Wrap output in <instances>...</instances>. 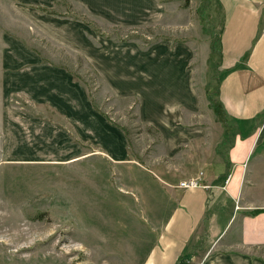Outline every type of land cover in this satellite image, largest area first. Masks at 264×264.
Masks as SVG:
<instances>
[{
    "label": "crops",
    "instance_id": "obj_1",
    "mask_svg": "<svg viewBox=\"0 0 264 264\" xmlns=\"http://www.w3.org/2000/svg\"><path fill=\"white\" fill-rule=\"evenodd\" d=\"M14 1L32 13L33 25L49 39L88 60L113 94L135 99L139 123L158 135L165 158L179 163L159 175L145 167L124 136L105 132V120L91 111L90 95L76 73L40 52L21 51L24 61L5 71L2 81L6 98L20 94L32 109L15 112L4 102L0 164L48 148L62 150L52 156L86 155L93 133L98 146L106 145L112 161L127 170L123 194L141 204L147 222L141 264H192L191 243L211 233L217 237L196 264H264V212L244 214L264 209V0H212L208 16L214 19L211 28L218 29L219 55L210 57L211 48L206 53L216 81H206V100L197 86L201 75L194 46L163 38L142 48L93 30L147 25L150 0H65L69 13L83 17L59 15V0ZM209 34L210 47L216 33ZM49 113L53 120L44 117ZM225 136L234 143L219 153ZM182 157H191L183 169ZM139 162L145 171L130 166ZM180 171L204 172L207 187L180 188V177L168 175Z\"/></svg>",
    "mask_w": 264,
    "mask_h": 264
},
{
    "label": "rangeland",
    "instance_id": "obj_2",
    "mask_svg": "<svg viewBox=\"0 0 264 264\" xmlns=\"http://www.w3.org/2000/svg\"><path fill=\"white\" fill-rule=\"evenodd\" d=\"M150 2L151 6L147 8L152 15H147L148 24L145 26L112 27L104 31L102 27L93 26V30L113 40L135 41L142 48L163 38L194 46L201 75L197 86L201 99L206 100V81L210 78L211 83L216 84L214 76L210 75V61L206 63L205 60L211 48L212 34L209 32L218 37V29L211 28L214 19L208 16L212 12L208 10L212 0ZM158 3L162 5L160 21H156L159 13L154 16ZM67 5L65 0L55 4L59 15L69 13ZM22 8L14 0H0V123L4 102L11 104L15 112L27 113L24 110L32 109L27 98L20 94L8 93L10 95L6 98L2 74L21 65L24 61L21 51L31 55L40 52L44 59L76 73L90 95L91 111L105 120L102 121L105 132L124 136L133 155L138 156L145 167L158 175L163 174V169L176 167L179 162L163 155L158 135L139 123L135 99L118 98L113 94L100 81L88 60L75 50L49 39L33 25L32 13L22 11ZM38 9L42 11L41 7ZM70 12L68 16L83 17L75 10ZM211 71L215 73L212 66ZM122 87L126 88V85ZM207 110L211 109L203 108V112ZM44 117L55 118L50 113ZM92 135L89 133L86 155L52 156L62 150L48 148L17 157L16 162L0 164V264L142 263L147 222L142 216L141 204L135 202V198L133 202L128 200L123 194L120 185L128 179L127 170L123 165L115 164L105 152L106 145L99 147ZM102 143L106 144V138ZM190 159L182 157V169L190 165L184 162ZM142 163L130 166L145 171ZM192 173L189 176L188 171H180L168 172V175L180 177L181 181L187 176L191 178L201 173L202 178L204 176V172ZM216 237L211 233L191 243L190 254L193 256L189 259H195L192 264L197 263Z\"/></svg>",
    "mask_w": 264,
    "mask_h": 264
},
{
    "label": "trees",
    "instance_id": "obj_3",
    "mask_svg": "<svg viewBox=\"0 0 264 264\" xmlns=\"http://www.w3.org/2000/svg\"><path fill=\"white\" fill-rule=\"evenodd\" d=\"M50 13V12H49ZM216 35V34H215ZM212 55H215L218 57L219 55V49H218V38H215V36L213 37V42L211 44V53H210V57H212ZM214 56V57H215ZM216 58V57H215ZM212 60V58H210V61ZM212 62V61H211ZM212 78V77H211ZM234 140L230 141L228 136H225L224 140L220 143L219 147H218V152L223 153L227 150H229V148H231V146L233 145ZM223 158L225 161L230 162L229 161V156L228 155H223ZM264 212L263 210H251L248 212H245L244 214L248 215V216H257L261 213Z\"/></svg>",
    "mask_w": 264,
    "mask_h": 264
},
{
    "label": "built area",
    "instance_id": "obj_4",
    "mask_svg": "<svg viewBox=\"0 0 264 264\" xmlns=\"http://www.w3.org/2000/svg\"><path fill=\"white\" fill-rule=\"evenodd\" d=\"M228 179L229 176L227 177L225 183H227ZM179 187L183 189H189V188H199V187L206 188L207 186L202 183V173H201L195 177H191L189 179L181 181L179 183Z\"/></svg>",
    "mask_w": 264,
    "mask_h": 264
}]
</instances>
